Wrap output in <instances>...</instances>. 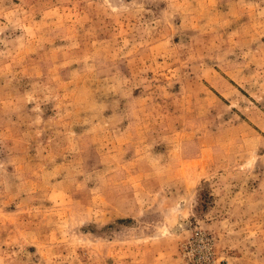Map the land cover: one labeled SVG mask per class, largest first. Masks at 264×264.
Segmentation results:
<instances>
[{
  "label": "rangeland",
  "instance_id": "1",
  "mask_svg": "<svg viewBox=\"0 0 264 264\" xmlns=\"http://www.w3.org/2000/svg\"><path fill=\"white\" fill-rule=\"evenodd\" d=\"M0 264H264V0H0Z\"/></svg>",
  "mask_w": 264,
  "mask_h": 264
}]
</instances>
